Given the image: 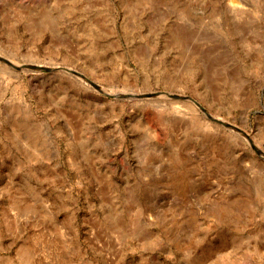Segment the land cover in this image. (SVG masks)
Listing matches in <instances>:
<instances>
[{
	"label": "rangeland",
	"instance_id": "374dc122",
	"mask_svg": "<svg viewBox=\"0 0 264 264\" xmlns=\"http://www.w3.org/2000/svg\"><path fill=\"white\" fill-rule=\"evenodd\" d=\"M0 264H264V0H0Z\"/></svg>",
	"mask_w": 264,
	"mask_h": 264
},
{
	"label": "bare ground",
	"instance_id": "6f19581e",
	"mask_svg": "<svg viewBox=\"0 0 264 264\" xmlns=\"http://www.w3.org/2000/svg\"><path fill=\"white\" fill-rule=\"evenodd\" d=\"M44 11H46V10H43V12H44ZM46 12H47V11H46ZM45 14H46V13L44 12V16H45ZM47 15H48V14H47ZM42 17H43V16H42ZM46 17H47V16H46ZM1 54H3V53H1ZM3 55H4V54H3ZM215 116H216V115H215ZM257 145H258V143H257Z\"/></svg>",
	"mask_w": 264,
	"mask_h": 264
}]
</instances>
